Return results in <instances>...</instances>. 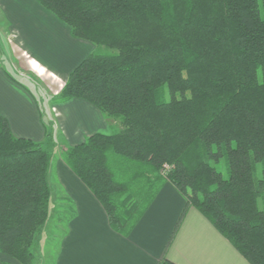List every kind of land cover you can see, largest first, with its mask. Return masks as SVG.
I'll return each instance as SVG.
<instances>
[{"label": "trees", "instance_id": "16d2710c", "mask_svg": "<svg viewBox=\"0 0 264 264\" xmlns=\"http://www.w3.org/2000/svg\"><path fill=\"white\" fill-rule=\"evenodd\" d=\"M35 1L74 38L116 50L89 54L54 98L121 123L63 150L113 230L128 236L168 181L264 264V0ZM45 127L42 143L18 138L0 115V253L22 264L51 215L56 141Z\"/></svg>", "mask_w": 264, "mask_h": 264}, {"label": "crops", "instance_id": "0c3cea01", "mask_svg": "<svg viewBox=\"0 0 264 264\" xmlns=\"http://www.w3.org/2000/svg\"><path fill=\"white\" fill-rule=\"evenodd\" d=\"M91 53L90 42L74 38L69 26L37 1L0 0V115L8 120L14 136L42 143L45 126L55 122L57 133L71 147L94 134L121 130L85 100L56 103V95H52L53 114L42 100L43 110L32 90L5 67L28 79L14 65L19 61L23 67L25 59L26 71L62 87L60 79L66 82ZM56 160L53 178L59 188L58 195L51 198V213L57 212L64 228L53 264H164L165 259L175 264H250L168 181L160 186L130 234L121 235L113 230L91 190L63 158ZM36 249L37 243L33 264H47ZM0 264L22 263L0 253Z\"/></svg>", "mask_w": 264, "mask_h": 264}, {"label": "rangeland", "instance_id": "374dc122", "mask_svg": "<svg viewBox=\"0 0 264 264\" xmlns=\"http://www.w3.org/2000/svg\"><path fill=\"white\" fill-rule=\"evenodd\" d=\"M70 28V27H69ZM86 41V40H85ZM89 42V41H88ZM91 43V42H90ZM91 52H96V53H101V54H113L116 53L115 49L108 48L106 46L102 45H95L91 43ZM14 65L17 67V70L28 77V79L20 76L18 73L14 72L10 66L6 65L5 67L23 84H25L27 87H29L37 100L41 102L43 100V103L45 104V107L50 109L51 114H53V111L51 110V104H52V99L50 98L52 95H57L62 91L64 85L66 82H64V79H60L63 81L62 87H60L58 84H51L42 77H39L30 70L25 69L24 66H26L25 59H23V67L20 66L19 61L17 63L14 62ZM32 83V84H31ZM53 97V96H52ZM42 103V102H41ZM42 103V108L44 110V105ZM105 117V116H104ZM54 118V116H53ZM106 118V117H105ZM111 126L112 123H116V128L119 126L121 127V123L119 120L116 119H108ZM119 124V125H118ZM118 125V127H117ZM54 126V137L56 141V146L54 148V151H52L53 158L50 164L49 168V184L52 192V199H54L58 193L57 190L59 188L58 184H56L55 179L53 178V174H56V171L58 169L57 165V160L56 159H61L63 158V150L66 149L67 147H70V144L65 141V139L62 137V134L57 133L58 129H55V122L53 123ZM115 128V130H116ZM122 128V127H121ZM64 159V158H63ZM259 168V167H258ZM223 174L224 176H227L228 172L226 169H223ZM260 174V169L257 170L256 176L258 177ZM60 193V192H59ZM54 203L51 201V206H53ZM259 206L261 209L264 207V197H261L259 200ZM57 209H60L57 207ZM56 209V210H57ZM52 211L51 213V220L48 222V225L46 224V227H44L41 235L39 236V240L37 242V253L40 259L47 260V264H53V260L55 259V251L58 246V243L62 237L63 234V225H61V219L58 218L57 212ZM49 247V250L47 249Z\"/></svg>", "mask_w": 264, "mask_h": 264}, {"label": "built area", "instance_id": "2783aa9c", "mask_svg": "<svg viewBox=\"0 0 264 264\" xmlns=\"http://www.w3.org/2000/svg\"><path fill=\"white\" fill-rule=\"evenodd\" d=\"M169 169H170V166L167 165L166 169L164 170V173L166 174Z\"/></svg>", "mask_w": 264, "mask_h": 264}]
</instances>
